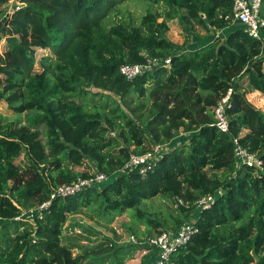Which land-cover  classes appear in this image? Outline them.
<instances>
[{
  "label": "trees",
  "instance_id": "trees-1",
  "mask_svg": "<svg viewBox=\"0 0 264 264\" xmlns=\"http://www.w3.org/2000/svg\"><path fill=\"white\" fill-rule=\"evenodd\" d=\"M124 1L22 0L25 5L6 22L0 18L6 37L0 101L15 114L33 112L32 126L45 129L43 144L38 131L0 124V221L7 223L0 230V264H122L138 246L115 248L106 237L105 247L78 246L73 256L75 246L61 243L66 221L81 213L110 219L131 209L150 238L164 224L138 207L156 196L187 203L175 208L174 230L194 214L198 199L213 197L194 220L197 233L168 264H264V172L238 164L233 154L238 138L264 170V113L246 99L251 91L264 95V45L233 24L231 0H142L163 13L146 11L138 25L110 24L108 15ZM177 17L205 32L232 30L224 40L175 53L166 32ZM39 51L45 52L40 72L34 70ZM167 58L170 66L164 67ZM122 65L151 68L127 81ZM229 89L223 133L210 109ZM181 133L188 140L164 152L145 177L137 168L124 169L130 155L169 144ZM20 155L24 167L14 163ZM85 161L108 180L51 199L58 186L89 177L74 169ZM45 202L42 218L19 230L28 222L17 219L23 209ZM10 226L14 236L4 239Z\"/></svg>",
  "mask_w": 264,
  "mask_h": 264
},
{
  "label": "rangeland",
  "instance_id": "rangeland-1",
  "mask_svg": "<svg viewBox=\"0 0 264 264\" xmlns=\"http://www.w3.org/2000/svg\"><path fill=\"white\" fill-rule=\"evenodd\" d=\"M22 0H4L3 7L0 8L2 10V17L3 22H6V19L12 14L15 9H18L25 5V3L21 2ZM153 11V12H161L163 13V9L161 6L157 5H150L145 1L142 0H125L122 4L117 6L111 13L108 15L107 18L108 22L117 23V22H126L133 25H138L141 16L145 14L146 11ZM1 14V13H0ZM235 24L237 22H234ZM168 30L166 32V37L171 39L173 42H177L179 44L186 45L191 38H195V42L201 40V38H206L204 34V30L199 28L198 26L188 27L185 25L184 22L181 21L179 17L169 21L167 23ZM204 31V32H203ZM1 32V31H0ZM211 32H215L212 30ZM200 33L199 35H196ZM206 33V32H205ZM224 33L223 31L219 30L212 35V38L215 36H222ZM26 36V34H23ZM1 41H0V52L3 53L6 49V41L3 37L2 33H0ZM171 42V41H170ZM45 52L39 51L37 52L36 56V64H35V71L40 72V57L44 55ZM254 93V94H251ZM246 99L256 108L260 109L262 112L264 111V95L258 91H251L246 94ZM133 101L132 106L136 102V96L132 97ZM137 104V103H136ZM210 112L213 114V110L210 109ZM146 116V109L144 110ZM264 113V112H263ZM33 112H26L23 114H15L12 110L7 107V104L3 101H0V124H16L20 126H26L34 131H38L40 134V138L42 143H45V129L43 126H32L33 122ZM34 127V128H32ZM187 138V136L183 135ZM180 139L185 140L184 137ZM177 137V138H179ZM176 139V138H175ZM187 140H185L186 142ZM182 141H171L169 144L165 146L164 151H168L173 147L181 144ZM134 148V147H133ZM141 149V148H139ZM145 152V151H144ZM142 152V153H144ZM140 153V154H142ZM137 154V155H140ZM19 166L24 167V163H26V158L23 155H20L14 162ZM88 163V164H86ZM75 170H85V172L89 175L96 173L95 167L88 161H85V164L82 165L80 168L74 167ZM18 204V203H17ZM145 214L149 216H154L158 218L163 224L164 228L162 231L167 232H174L175 230L172 228L171 217H175L177 212L175 210V204L172 200H168L164 196H156L154 198L143 200L139 207ZM29 209H23L25 212L24 215L20 217L22 221L28 220L21 229H31L33 226V219L27 218L28 215L30 216L31 213L28 212ZM199 211V210H198ZM28 212V213H27ZM197 212L195 210L193 213ZM35 213V212H33ZM135 214V210H127L122 214H113L110 219H100L93 217L92 219L84 214H77L70 216L66 224L64 226L65 230L63 231V236L61 237V243L63 245H71L75 246L72 249L73 256L78 253V246H82L81 248H102L105 247V239L110 238L114 242L115 248H119L122 246H129L131 245L130 238L133 237L137 241V245L132 244L133 246H138L137 250H130V256L124 257L122 264H148L149 261L152 260L153 255L155 253L154 249L148 247L147 243L144 242L149 238L145 234V227L142 224H139L133 219V215ZM197 215V213L193 214L192 217H189L187 221H192L193 218ZM33 216V215H32ZM31 216V217H32ZM7 223L0 221V230L2 227L5 226ZM89 227L93 230V232H97V234H89L87 232H83L79 227ZM7 230V229H6ZM4 232V239L5 238H12L14 236V229L13 227H9L8 230ZM156 235V231H152V236ZM84 250V249H83ZM256 264V263H255Z\"/></svg>",
  "mask_w": 264,
  "mask_h": 264
},
{
  "label": "built area",
  "instance_id": "built-area-1",
  "mask_svg": "<svg viewBox=\"0 0 264 264\" xmlns=\"http://www.w3.org/2000/svg\"><path fill=\"white\" fill-rule=\"evenodd\" d=\"M262 2L263 0H231V5L233 15L232 22L242 23L243 31L248 35V37L264 45V18L260 16ZM157 64H159V62L155 63V65ZM160 64L164 67H169L170 60L168 58L164 59ZM148 66H151V63ZM148 66L122 65L119 71L127 81H131L137 76H140L147 68H151ZM230 95L231 90L229 89L227 94L213 110L215 126L223 133L228 132V120L225 114V109L229 107ZM166 145L167 144H153L148 148L143 147L145 152L140 155H130L124 169L128 171L137 168L139 175L145 177L148 172L155 168L158 159L164 154V152H166L164 151ZM233 145L234 158L238 164H245L264 172L261 160L255 154L249 153L242 146H240L238 138L233 139ZM107 180L108 178L105 175L98 172L89 175L88 178H78L69 184L61 185L53 189L51 199L55 197L65 198L73 196L83 190L100 185ZM212 203V196L198 199L195 203L197 212L208 209ZM49 204L50 202H45L39 206L29 209L28 212H30L31 215H28L27 218L33 219V223L35 218L41 219L42 212L48 208ZM178 205L188 207L187 203H185L181 198H177L175 202V207ZM24 214L25 212H23L21 216ZM20 217L17 219L21 220ZM195 233H197V228L192 220L184 221L174 232L161 231L159 234L147 238L144 242L147 243L148 247H151L155 251L152 260L149 261L148 264H168L171 254L177 248L184 246ZM34 242L35 241L32 240V243ZM130 242L131 245H137V241L133 237L130 238Z\"/></svg>",
  "mask_w": 264,
  "mask_h": 264
},
{
  "label": "crops",
  "instance_id": "crops-1",
  "mask_svg": "<svg viewBox=\"0 0 264 264\" xmlns=\"http://www.w3.org/2000/svg\"><path fill=\"white\" fill-rule=\"evenodd\" d=\"M233 24H234V22H233ZM231 30H232V26H230V27H228V28H226V29H224V30H222L223 31V35L222 36H215L214 38H212V35H214V33L216 32H204V34L206 35V38H201V40H198V41H196L195 42V38H191L189 41H188V43L186 44V45H183V44H179V43H177V42H173L171 39H169V42L171 41V43L174 45V52L175 53H180V52H185V51H191V50H195V49H198V48H200V47H202V46H205L206 44H208V43H210V42H212L214 39H216V38H221V40H224L226 37H227V35L231 32ZM219 31V30H218ZM221 31V30H220ZM200 33H197L196 35H199ZM168 39V38H167ZM259 93V92H258ZM251 94H254V93H251ZM257 107V106H256ZM259 108V107H258ZM264 112V111H263ZM183 135H185V136H187L188 134L187 133H181L179 136H182V137H184ZM178 136V137H179ZM181 137H179V138H177L176 137V139L174 138L173 140H175V141H182V143L181 144H183V143H185V140H188V138H189V135L187 136V138L186 137H184V139L185 140H182V139H180ZM172 140V141H173ZM181 144H179V145H181ZM179 145H177V146H179ZM176 147V146H175ZM86 164H88V163H86ZM79 172H83V171H85V170H78ZM195 213H197V215H198V212H195ZM194 213V214H195ZM193 215V214H192ZM192 215L190 216V217H192ZM197 215L193 218V221L195 220V218L197 217ZM187 221V220H186ZM176 231V230H175Z\"/></svg>",
  "mask_w": 264,
  "mask_h": 264
},
{
  "label": "water",
  "instance_id": "water-1",
  "mask_svg": "<svg viewBox=\"0 0 264 264\" xmlns=\"http://www.w3.org/2000/svg\"><path fill=\"white\" fill-rule=\"evenodd\" d=\"M236 25L243 26V24L242 23H239V22H237Z\"/></svg>",
  "mask_w": 264,
  "mask_h": 264
}]
</instances>
